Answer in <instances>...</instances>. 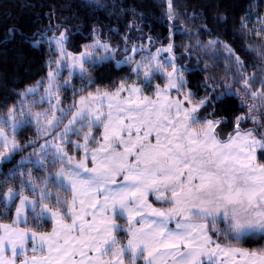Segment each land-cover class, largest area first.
I'll use <instances>...</instances> for the list:
<instances>
[{"label": "snow or ice", "instance_id": "obj_1", "mask_svg": "<svg viewBox=\"0 0 264 264\" xmlns=\"http://www.w3.org/2000/svg\"><path fill=\"white\" fill-rule=\"evenodd\" d=\"M167 4L166 16L172 20V0ZM66 32L44 37L58 55V60L51 62L56 71H49L44 95H39L42 85L38 82L36 87L19 93L18 105L0 114V164L11 161L27 147L33 149L21 157L8 176L0 178V218L14 212L13 224L42 227L51 222L55 227L50 233L38 234L29 228L0 224V264H15L14 260L3 259L6 250L13 257L28 251L47 252V256L25 257L21 264H77L73 259L77 254L78 264H125V258L128 264H237L233 259L237 255L240 264H264V248L249 251L229 246L255 237L264 240V165L256 162L255 151L258 148L264 155V124L252 115L258 107L264 108V79L261 89L253 91L249 79L255 82V74L246 77L244 62L229 45H223L232 61L225 71L234 66L245 93L254 100L258 98L260 105L242 100L249 114L235 117L233 133L220 140L216 127L228 120L215 118V103L225 93L216 100L211 94L196 99V93L187 89L185 67L175 63L171 33L167 47L155 52L145 45H129L125 36L123 53L141 54V59L125 55L117 64L134 63L132 73L142 81L140 86L133 83L126 87L125 81H119L111 93L96 88L95 94L88 92L65 109L60 106L58 93L71 85L68 80L58 83L61 73H75L88 81L86 88L95 87L85 65L114 59L116 53L110 44L97 38L73 55L65 47ZM218 43L210 40L206 47ZM89 48L102 50L105 55ZM258 54L264 57V52ZM157 76L166 83L164 88L155 85L153 95L157 99L152 100L143 92L153 87ZM204 86L216 90L208 78ZM225 89L227 94L239 95V89L233 90L226 82ZM173 90L179 96L170 100ZM122 92L127 93L124 100L120 99ZM29 96H39L32 103H47L49 108L33 113L25 103ZM104 108L108 109L106 113ZM208 108L213 110L207 112ZM69 113L72 117L64 124ZM173 114L174 119L170 118ZM249 120L255 128L242 135L240 123ZM26 126L34 127L37 137L21 144L17 137ZM94 127L103 129V143L93 135ZM254 132H259L260 139ZM72 136L80 137L83 143ZM43 137L50 138L37 148V141ZM89 142L98 146L90 150ZM64 145L81 153V159L69 155ZM29 164L44 173L39 182L27 168ZM17 177L18 186H9V181ZM25 191L35 198L25 195ZM150 193L157 202L170 207H153L148 200ZM45 201L52 202V206ZM117 218L126 223H118ZM220 240L225 241L224 246Z\"/></svg>", "mask_w": 264, "mask_h": 264}, {"label": "trees", "instance_id": "obj_2", "mask_svg": "<svg viewBox=\"0 0 264 264\" xmlns=\"http://www.w3.org/2000/svg\"><path fill=\"white\" fill-rule=\"evenodd\" d=\"M167 10V0H0V114L6 112L9 106L20 103L19 93L48 77L49 71L53 68L51 62L55 53L44 39L45 36L50 38L53 34L67 30L66 47L76 54L97 38L116 49L114 59L89 66L88 72L95 81V87L86 88L88 81L82 80L77 74L72 77L73 84L67 88L64 95V101H70L85 93L95 92L96 88L114 90L116 82L119 81L140 85L142 81L132 73L134 63L117 64L125 55H134L135 60L141 59V54L123 53L125 42L122 37L127 36L129 45H145L155 52L157 48L167 47L171 33V42L174 44L172 54L177 57L175 61L177 66L186 69L184 75L188 81L187 89L196 93V99L211 94L216 100L220 93H225L215 103V118L228 120L227 124L216 127L218 137L225 139L228 134L233 133L235 117L249 114L248 108L241 101L259 106L260 100L258 98L254 100L245 93L241 83L236 79L237 72L234 66L231 71H225L226 65L232 61L228 59V53L223 50V45H229L235 55L244 62L243 71L246 77L251 78L255 74V82L249 79L252 90L261 89V79H264L262 71L264 57L258 52H264V0H172L174 13L172 20L167 18ZM242 24L247 27H242ZM257 31L260 32V36L256 35ZM210 40H218L221 43L206 47ZM197 41L200 42L199 45ZM248 45H252V49H249ZM100 51L105 55L102 50ZM160 59H163V56ZM168 70L171 71L170 68ZM206 78L208 83L216 86L215 92L204 86ZM154 81L161 86L166 83L160 76ZM225 82L231 84L233 90L239 89V95L227 94ZM85 88V91H80ZM196 99L193 100L194 103ZM32 101L25 103L30 105L33 113L48 109L47 103L33 104ZM212 110L208 108L207 112ZM252 115L257 116L264 124V108L258 107V111H254ZM254 128L255 125L250 120L240 123L241 131ZM91 130L97 140L101 141L103 129L94 127ZM87 131L85 129V132ZM254 134L260 139L259 132ZM36 137L35 128L26 126L17 138L21 144H26L29 140H36ZM49 138L39 139L36 147ZM71 138L83 142L80 137ZM97 146L89 142L90 148ZM64 147L69 154L76 158L81 157V153L71 145ZM32 150V147H27L11 161L0 164V178L8 176L21 157L27 156ZM260 162H264V155H261ZM27 168L32 171L34 180L39 182L40 176L44 173L30 164ZM19 179L17 177L10 180L9 186H18ZM25 195L34 197L27 191ZM68 198L71 199L70 196ZM45 203L52 206L50 201ZM13 216L14 212L1 220L12 222ZM117 220L125 223L120 218ZM22 225L40 232L51 231L54 227L51 222L45 223L42 227L32 223ZM220 226L223 227L222 224ZM119 235L123 237L122 233ZM220 243L225 245L223 240H220ZM229 246L259 251L264 248V240L255 237L239 243L232 242Z\"/></svg>", "mask_w": 264, "mask_h": 264}, {"label": "rangeland", "instance_id": "obj_3", "mask_svg": "<svg viewBox=\"0 0 264 264\" xmlns=\"http://www.w3.org/2000/svg\"><path fill=\"white\" fill-rule=\"evenodd\" d=\"M55 35H59V34H55ZM53 36V35H52ZM52 36H50V37H52ZM65 47H66V45H65ZM53 49V48H52ZM66 50L68 51V52H70V53H72L73 55H78V54H76V53H74V52H72L71 50H69L67 47H66ZM89 51H98V52H100V55H102V52L99 50V49H96V50H93V49H91V48H89L88 49ZM53 51H54V53H55V55H54V59H53V61L54 60H58V55L56 54V52H55V50L53 49ZM89 66L90 65H85V67L88 69V71H89ZM52 72H55L56 71V65L55 64H52ZM169 71V70H168ZM75 75V73H73L71 76L69 75V72L67 71V70H64L62 73H61V78H60V81L58 82V83H63V81L64 80H68L69 82H70V85L72 86V84H73V76ZM40 83H41V87L39 88V92H41V95L40 96H43L44 95V88H46L47 86H48V83H49V80H48V77L46 78V79H43V80H40L39 81ZM131 84H133V83H127V84H125V86L127 87L128 85H131ZM153 84H155V85H157L158 83H156V81H153ZM37 86V83L35 84V85H32L31 87H36ZM137 86H140V85H137ZM165 86V85H164ZM164 86H161L160 85V87L161 88H164ZM67 88L68 87H63L61 90H60V92L58 93V98L60 99V106L61 107H63V108H65V109H67L72 103H73V101H79V97L80 96H87V94L88 93H85V94H83V95H80V96H78V97H76V98H74L73 100H70V101H64V95H65V93H66V91H67ZM108 92H113V91H115V89L114 90H107ZM154 91H155V86L154 87H151V88H145L144 89V92H143V95L144 96H148L150 99H152V100H156L157 99V97L155 96V95H153V93H154ZM96 92V91H95ZM95 92H92V93H94L95 94ZM126 96H127V93H124V92H122V93H120V99L121 100H124L125 98H126ZM178 96H179V94H177L174 90L171 92V93H169V99L170 100H174V99H177L178 98ZM34 99H39V98H35L34 96H29L28 97V99H27V101H25V102H31L32 100H34ZM56 103V100H55V98L53 99V104H55ZM194 103V102H193ZM48 108H49V105H48ZM103 111L106 113L107 111H108V109L107 108H104L103 109ZM114 111V114H115V110H113ZM57 115H59V113L57 112L56 113ZM71 117H72V113H69V115L65 118V122H64V124H67L68 123V120H70L71 119ZM170 118H175V116H174V114L170 117ZM125 123H128V121L126 120L125 121ZM201 124H203V121H201ZM92 131V130H91ZM143 131H144V129H141V134L143 133ZM243 132H245V131H241V134L243 135ZM254 136H255V134H254ZM257 139H259L257 136H255ZM133 138H135V132H133ZM201 138H203V137H201ZM125 139H127V137L125 136ZM219 139V138H218ZM250 139V138H249ZM220 140H224V138L222 139H220ZM57 143H60V141L58 140V141H56ZM153 142H155V141H153ZM83 143V142H82ZM100 143H103V140L101 139V141H100ZM90 148V147H89ZM93 148H96V147H92V148H90V150L91 149H93ZM66 150V149H65ZM67 151V150H66ZM256 151V162L258 163V164H260V165H264V162H260V157H261V152H260V149H256L255 150ZM69 155H72L73 156V154H69ZM75 157V159L77 160V161H79L80 159H81V157L80 158H76V156H74ZM88 166L89 167H91L92 165H91V163L89 162V164H88ZM168 207H170V205H168V204H166V208H168ZM13 218H14V216H13ZM124 242V239H122V243Z\"/></svg>", "mask_w": 264, "mask_h": 264}, {"label": "crops", "instance_id": "obj_4", "mask_svg": "<svg viewBox=\"0 0 264 264\" xmlns=\"http://www.w3.org/2000/svg\"><path fill=\"white\" fill-rule=\"evenodd\" d=\"M218 138H219V137H218ZM219 139H220V138H219ZM225 139H226V138H225ZM30 198H34V197H30ZM148 200H149V202L153 205V207H156V208H166V204H162V203L157 202V201L153 198V196H152L151 193H150L149 196H148ZM18 203H19V201H17V204H18ZM53 210L55 211V209H53ZM13 219H14V218H13ZM65 222H66V223H71V220H69V219L67 220V219L65 218ZM117 222L120 223L118 220H117ZM125 223H126V222H125ZM0 224L12 225V227H18V228H21V229L26 228V227H24V226L22 225L23 223L16 225V224H13L12 222H4V221L1 220V218H0ZM54 227H55V225H54ZM31 230H32V229H31ZM32 231H35V232H37L38 234H42V233H50L52 230H51V231H48V232H40V231H36V230H32ZM0 235H3V232H2V231H0ZM210 235H211V233H210ZM221 245L224 246V244H221ZM212 247H215V246L213 245ZM235 247H237V246H235ZM238 248H242V247H238ZM242 249L249 250V249H247V248H242ZM249 251H253V250H249ZM33 255H36L37 257H40V256H47V252H43V253H40V252L33 253V252H31V251H28V252H26L23 256L13 257L11 251H7V250H6V251H4V253H3V259H5V260H14V261H15V264H21V261H22L23 259H25V257L30 258V257H32ZM89 255H90V256H91V255H94V253H89ZM73 259H74V261H76L77 264H78V262H79V260H80V256L77 254L76 256L73 257ZM220 259H221V260H224L225 257L221 256ZM233 259H234L235 261H237V264H240L241 257H239V256L237 255V256H234ZM125 264H128V263H127V258H125Z\"/></svg>", "mask_w": 264, "mask_h": 264}]
</instances>
